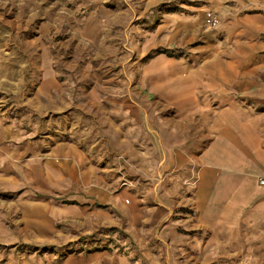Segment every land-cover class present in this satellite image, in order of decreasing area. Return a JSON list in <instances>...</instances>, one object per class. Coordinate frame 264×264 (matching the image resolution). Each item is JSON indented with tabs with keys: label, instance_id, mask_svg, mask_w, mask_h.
<instances>
[{
	"label": "rangeland",
	"instance_id": "rangeland-1",
	"mask_svg": "<svg viewBox=\"0 0 264 264\" xmlns=\"http://www.w3.org/2000/svg\"><path fill=\"white\" fill-rule=\"evenodd\" d=\"M212 15L218 16L216 27L210 24ZM259 15H264V0H0L1 104L14 110L25 106L32 122L28 129L54 141L79 143L101 172L119 179L116 190L130 183L141 188L138 193L154 196L161 190L165 196L170 172L164 163L152 165L157 140L150 110L157 93L179 97L187 75H207L219 63L234 60L236 70L251 72L264 86V31L245 22ZM172 118L178 121L171 128L176 140L188 118L178 112ZM175 149L171 160L184 165ZM137 161L149 167L144 182L130 171ZM167 196L171 218L185 216L178 211L184 206ZM96 208L109 210L106 204ZM83 225L76 219L58 223L66 234L51 246L0 245V264L40 259L58 264L99 247L135 258L145 250L159 252L154 233L144 247H124L119 243L127 237L123 230L102 226L80 234ZM197 230L180 227L185 235L215 234ZM225 236L216 235L213 248L197 251L192 259L181 256L187 245L172 249L178 256L169 264H264V246L250 226L239 229L234 244Z\"/></svg>",
	"mask_w": 264,
	"mask_h": 264
},
{
	"label": "crops",
	"instance_id": "crops-1",
	"mask_svg": "<svg viewBox=\"0 0 264 264\" xmlns=\"http://www.w3.org/2000/svg\"><path fill=\"white\" fill-rule=\"evenodd\" d=\"M245 22L264 31V15ZM236 63H219L207 75H187L179 97L158 92L151 106V131L157 140L152 165L164 163L170 172L165 192L174 204L184 206L178 211L185 216L175 219L161 190L156 198L149 192L138 193L141 188L130 183L116 190L119 179L101 172L79 143L54 141L36 128L28 129L32 122L25 106L14 110L0 100V245L22 241L28 246H51L52 240L66 234L58 223L76 219L85 222L80 234L102 226L123 230L127 237L119 243L124 247H144L154 233L159 252L145 250L135 258L99 247L69 255L58 264H169L178 256L169 252L172 249L187 245L181 256L192 259L197 251L212 249L216 235L225 233V240L234 244L239 229L247 225L264 246V187L257 182L264 176V86L251 72L236 70ZM173 112L188 118L176 140L171 128L178 121ZM175 148L184 165L171 160ZM135 165L131 173L144 182L149 167L141 161ZM179 169L184 171L174 172ZM184 180L187 186L179 189ZM101 204L109 210L96 208ZM87 219H92L88 225ZM181 226L215 234L185 235Z\"/></svg>",
	"mask_w": 264,
	"mask_h": 264
},
{
	"label": "built area",
	"instance_id": "built-area-1",
	"mask_svg": "<svg viewBox=\"0 0 264 264\" xmlns=\"http://www.w3.org/2000/svg\"><path fill=\"white\" fill-rule=\"evenodd\" d=\"M218 16L212 15L210 18V24L212 27H216L218 24ZM259 186L264 187V176H259L257 179Z\"/></svg>",
	"mask_w": 264,
	"mask_h": 264
}]
</instances>
